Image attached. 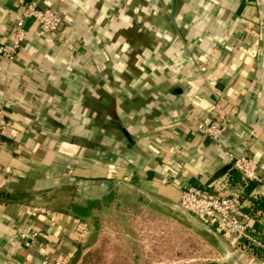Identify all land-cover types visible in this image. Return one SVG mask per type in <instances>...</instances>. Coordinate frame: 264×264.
Listing matches in <instances>:
<instances>
[{
	"label": "crops",
	"instance_id": "1",
	"mask_svg": "<svg viewBox=\"0 0 264 264\" xmlns=\"http://www.w3.org/2000/svg\"><path fill=\"white\" fill-rule=\"evenodd\" d=\"M25 1L0 0V108L8 121L0 142V264H80L101 237L69 205L89 199L103 212L110 201L134 206L146 233L161 219L167 235L197 237V254L183 264H264V0H171L172 24L178 16L194 33L177 32L184 45L160 54V43L145 55L125 50L133 57L125 66L116 46L122 22L136 23L138 0H37L60 13V27L43 33L25 19L26 39L8 60L1 46ZM215 117L224 120L220 145L197 129ZM226 152L258 164L262 181L244 196L229 180ZM189 185L243 196L244 207L257 211L249 234L260 245L235 244L180 210ZM143 242L144 261L124 256V264H153V244Z\"/></svg>",
	"mask_w": 264,
	"mask_h": 264
},
{
	"label": "rangeland",
	"instance_id": "2",
	"mask_svg": "<svg viewBox=\"0 0 264 264\" xmlns=\"http://www.w3.org/2000/svg\"><path fill=\"white\" fill-rule=\"evenodd\" d=\"M154 1H158V4L154 3V7H152L151 3L149 4L150 0H138L139 5L143 6L137 9L136 23L133 18L128 20V22L126 21L127 23L122 22L120 31L123 40L121 44L116 46L117 49L123 50L122 57L117 61L121 66L128 65L130 62L133 63V57H127L126 54V51L131 50V48L134 49L132 54L137 52V54L142 53V55H145L146 53L143 52L145 48L152 50L153 47L157 46V43H160L161 45H159L158 49L160 54L162 49H167L170 45H176L179 48L184 45L180 42L181 40L179 41L177 32L180 33V38L194 33L195 27L184 25L182 22L185 20L177 18L178 16H174L172 24V17H170L171 0ZM126 13L129 12L126 11ZM192 13H194L193 10L190 11V22L193 21ZM178 14L176 10V15ZM185 17L187 16L185 15ZM167 37L170 38L167 40ZM173 38H178V40ZM129 41H134L131 47L129 46ZM185 48H188V46H185ZM193 48V45L189 46L190 50ZM159 60H154L155 72L162 67V63ZM107 63L113 64L110 58H108ZM141 65L144 67L145 64ZM101 114V112L96 114L97 122L103 119ZM135 209L134 206L122 208V205L113 201L107 204L105 212L99 211V205L94 206L92 208L93 214L90 216L91 224L96 234L95 240H98V232H100L101 240L85 254L80 264H124V256H134L140 262L144 261L143 250L140 247L145 239L150 244H153V248L148 250L153 264H183L182 262L185 261L182 259L183 256L189 257L194 253L197 254V237L192 239L190 236L184 239L185 235V237L183 236L184 238L179 239L177 234L170 233L167 235L164 232L167 222L161 221V219H155L152 228H150L151 232L141 231L144 218ZM162 243L168 244V248H162ZM113 258H117V260L114 261Z\"/></svg>",
	"mask_w": 264,
	"mask_h": 264
},
{
	"label": "built area",
	"instance_id": "3",
	"mask_svg": "<svg viewBox=\"0 0 264 264\" xmlns=\"http://www.w3.org/2000/svg\"><path fill=\"white\" fill-rule=\"evenodd\" d=\"M32 18L43 33H52L59 29L62 22L60 13L51 7H40L37 0H27L22 4L21 15L17 20L10 37L2 44L1 54L8 60L15 59L19 49L26 39L25 19ZM8 121L0 108V142L1 134L7 128ZM224 120L218 117L208 122L197 124V129L209 139L220 145V136L223 132ZM231 167L235 168L247 182L259 183L262 177L258 171V164L245 152L235 154L226 152ZM178 208L184 212L193 214L203 225L215 224L224 232L226 238L235 244L247 240L253 246H259L260 242L249 234L250 221L255 218L257 211L246 209L239 193H216L204 187L186 186L178 201ZM34 210L49 214L48 209L35 207ZM88 231V225L81 222L78 236L83 238ZM37 236L36 232L24 240L29 245ZM54 264H67L64 260H55Z\"/></svg>",
	"mask_w": 264,
	"mask_h": 264
},
{
	"label": "trees",
	"instance_id": "4",
	"mask_svg": "<svg viewBox=\"0 0 264 264\" xmlns=\"http://www.w3.org/2000/svg\"><path fill=\"white\" fill-rule=\"evenodd\" d=\"M227 173H228V177H229L230 182L239 184L244 188L243 196H244V194L246 195L250 191V189L253 187V183L252 182L250 183V182H247L246 180H244L242 178L241 174L239 173V171H237L235 168L230 166L227 169ZM206 189H208V188H206ZM243 196H242V201L244 200ZM110 198H112V194L105 197V199H110ZM252 203H254V202L252 201ZM98 204H99L98 199H89L86 201L85 204L71 203L69 205V208L77 217L84 219L86 217L91 216V209ZM241 243H246L251 248H254V246L251 245L247 240H242Z\"/></svg>",
	"mask_w": 264,
	"mask_h": 264
},
{
	"label": "water",
	"instance_id": "5",
	"mask_svg": "<svg viewBox=\"0 0 264 264\" xmlns=\"http://www.w3.org/2000/svg\"><path fill=\"white\" fill-rule=\"evenodd\" d=\"M173 13H174V7L172 8L171 16H173Z\"/></svg>",
	"mask_w": 264,
	"mask_h": 264
}]
</instances>
